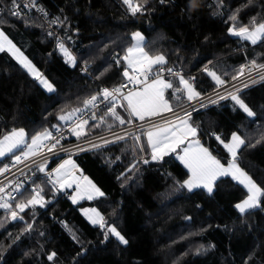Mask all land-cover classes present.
Listing matches in <instances>:
<instances>
[{
    "label": "trees",
    "instance_id": "16d2710c",
    "mask_svg": "<svg viewBox=\"0 0 264 264\" xmlns=\"http://www.w3.org/2000/svg\"><path fill=\"white\" fill-rule=\"evenodd\" d=\"M37 1L58 18L76 63L65 59L37 16L13 15L14 0H0V27L55 86L47 92L10 52H0V138L24 129L30 140L62 124L60 116L83 109L103 85H119L129 69L123 58L137 30L145 35L144 49L152 56L163 54L165 69L194 78L201 97L233 81L252 61L264 64V40L252 44L229 32L233 25L264 23V0H133L143 6L135 15L123 0ZM211 71L225 83L217 84ZM165 79L183 88L177 76ZM236 95L255 116H247L228 97L191 112V121L224 163L231 154L211 132H223L225 142L239 132L245 145L236 161L264 188V77ZM166 97L175 109L190 102L186 95L177 102L173 89ZM112 105L125 124L103 108L79 136L72 131L71 141L127 125V110L119 102ZM17 153L2 158L0 170ZM73 158L105 194L74 204L68 193L35 181L44 190V205H30L16 222L0 210V264H264V197L241 213L236 205L248 193L234 178L221 177L212 192L189 190L184 185L189 172L174 154L142 159L128 139L85 149ZM33 195L29 186L22 191L26 201ZM84 206L101 211L103 227L88 221L80 211ZM111 226L127 244L109 231Z\"/></svg>",
    "mask_w": 264,
    "mask_h": 264
},
{
    "label": "snow or ice",
    "instance_id": "6c2138e0",
    "mask_svg": "<svg viewBox=\"0 0 264 264\" xmlns=\"http://www.w3.org/2000/svg\"><path fill=\"white\" fill-rule=\"evenodd\" d=\"M147 3V0H144ZM194 2V0H193ZM123 3L128 7V10L135 15L137 12L143 10V6L136 4L133 0H123ZM13 15H19L18 12H13ZM230 19L235 20L236 17L232 16ZM255 18H253V22ZM229 32L235 36L241 37L244 40L251 41L252 44H256L257 41L264 40V23L256 25L251 30L247 26H240L237 28L235 25L229 28ZM132 37L135 40V44L127 49V55L124 56V60L128 62V66L133 68L136 72V75H129L127 70L124 71L123 75L128 78L130 83H135L137 85H142L136 91H129L126 96H123L122 99L126 101V104H121L120 107L125 108L129 111L130 115L137 117L140 120H144L146 117H152L160 115L163 112L173 111L172 105L169 100L165 99V91L168 89H173V95L177 102L180 101V97L186 94L187 100L191 101L199 97L200 93L196 92L193 88V85L189 80L184 79L182 75L173 71V69H167L169 75H175L178 77L179 84H182L184 87H175L173 83L169 80L163 78L162 73L158 70L160 67L167 64V59L163 54L152 56L147 51H145L144 36L140 32L132 33ZM61 51L64 52L65 56L68 57V60L72 63H75L74 57L71 53L68 52L66 48L61 44ZM7 50L16 58V60L33 76H36L39 79L40 84L45 87L49 92L54 91V86L44 78H41L39 72L31 64V61L24 56L23 52L16 47L11 39L4 33L3 29L0 28V52ZM119 63V61H117ZM252 67H262L264 65H256L255 61L251 62ZM156 68V71L153 69ZM207 71V69H205ZM241 74L244 69L241 68ZM149 74H151V82L149 83ZM210 75L216 81L217 84L223 85L225 83L216 73L212 72ZM193 79V78H190ZM236 79V77H233ZM247 85H245L246 87ZM121 87H126L122 85ZM121 88H115L112 90L104 89L100 94L104 100H115L116 93L120 92ZM239 91V89H237ZM179 93L180 95H175ZM224 99L225 97H220ZM229 98L235 101L236 105L247 114L249 117L255 116V113L252 109L237 95L229 94ZM97 100V96H93L91 99L86 101V105L94 104ZM203 106V105H202ZM195 111V108H193ZM79 110H74V112ZM108 114L115 117L120 124H125L126 121L115 111L114 107L108 108ZM72 114L60 116L61 120H70ZM184 119H181L179 116L176 117L178 123H173L172 121H164V126L153 124L151 130L147 131V144L151 148L152 159L153 160H162L164 156L171 153H175L177 149H181L183 155L179 156V159L184 162V164L191 170V178L184 181V185L187 186L189 190L193 188L205 186L208 192H212L213 182L218 178L226 175H231L240 185H242L247 190V197L236 205V208L244 213L248 209L255 208L259 205L260 199L264 197V188H261L247 172L239 167L236 163L237 150L240 146L245 145V140L242 139L237 133H232L229 139V142H225L220 136L213 133L215 138L219 141L221 145L231 154V162L228 163L227 167L221 163L219 159L212 155L208 148L204 147L199 139L189 140L188 144L185 145V140L191 137H197L198 128L193 127L189 124V119L191 118L190 113H185ZM94 118V117H93ZM131 121H128L130 123ZM84 124L87 121L83 122ZM74 131H76L74 129ZM81 132L76 131V135L79 136ZM137 140L140 139L139 136L135 137ZM46 139H55L52 136L50 131L45 130L44 133L37 134L31 137V144L27 145L29 152L25 153V156L34 155V146H38L43 140ZM117 139H122L118 137ZM58 143V141H57ZM26 144V133L24 129H13L11 132L3 136V139L0 140V157L5 156L7 153L13 152L14 149L19 148L21 145ZM183 146V147H182ZM251 146V145H249ZM55 147V144L53 145ZM144 145H141L143 148ZM16 160L19 161L20 157L17 156ZM147 163L148 161H144ZM65 165H71L72 168H75L76 165L73 161H65L64 164L60 165L59 168L55 169L56 179L53 181L54 184H59L61 188L72 187L73 184H76L80 177H76L70 169H67ZM6 170V169H5ZM43 169H41L42 171ZM49 176L52 173H48ZM70 182H68V178ZM87 184L90 186L91 190L88 188L83 189L79 193L80 199L87 198L93 199L94 195L103 196L104 193L100 191L87 177H83ZM65 181V183H62ZM17 188L20 185L16 186ZM4 189L0 188V192H3ZM35 191V190H34ZM8 196L11 197V193H8ZM77 197H73V202H76ZM5 198L0 196V201H4ZM44 198L40 196L39 191H35L33 195L26 202L17 203L16 207L23 211L25 208L30 205L43 204ZM0 208L11 209L12 205L3 202L0 203ZM95 211V210H93ZM87 214V213H86ZM98 219H89L92 220L93 224L99 223L103 227V217L99 213H96ZM11 217L13 220L18 218V213L15 211L11 212ZM109 231L114 234L121 243L127 244L128 241L121 235L120 232L116 230L115 227H111ZM75 239V236L73 237ZM55 256V253L49 256L51 260Z\"/></svg>",
    "mask_w": 264,
    "mask_h": 264
},
{
    "label": "built area",
    "instance_id": "2783aa9c",
    "mask_svg": "<svg viewBox=\"0 0 264 264\" xmlns=\"http://www.w3.org/2000/svg\"><path fill=\"white\" fill-rule=\"evenodd\" d=\"M13 11L18 12L19 14L29 13L37 16L47 26L49 34L56 39L59 46L62 44L70 48L62 34L61 25L59 24L58 18L53 16L37 0H14ZM248 67L249 69H247ZM253 68L255 67H252L251 64H248L244 67L245 70L243 71V74H241L238 78L201 98L195 99L183 105L177 109L175 114L194 112L193 108H195V111H197L202 105L209 103L218 104L222 100L220 97L226 98L232 92H236L237 89L240 90L245 88V85L249 86V82L252 77H248V73L252 71L254 72ZM256 69L262 70L259 67H256ZM156 70V68L153 69V71ZM158 70L162 73L163 78L169 76L167 69L164 67H160ZM83 71L88 73V65L83 66ZM127 71L129 72L130 76L136 75V72L133 68L128 69ZM173 71L179 73L180 75L184 74L180 69ZM257 74V76L263 75L262 77H264V70L258 72ZM151 78L152 76L149 74V81ZM122 85H126V87H121ZM140 86L142 85L130 83L127 77H125L117 86L110 87L103 85L100 89V92L94 95L97 96V100L94 104L86 105L83 109L74 114L70 120H65L62 124L56 125L54 128L50 129V132L52 136L55 137V139H46L35 155L27 157L22 156L20 157L19 161L14 159L12 162L2 168L0 170V188H3L4 191L0 192V196H3L5 200L0 201V203L7 202L12 205V208H0V210L5 211L12 221H20L26 208L23 211H20V209L16 207V204L26 202V200L22 198V191L26 186H29L34 195L35 191H39L40 196H44V190L40 187V184H36L35 182L42 179L44 183L53 187L55 192H65V187L61 188L59 184L53 183V181L56 179L54 167L51 166L53 161L59 162L65 157L75 155L85 149L118 140V137L130 140L133 144L136 155L139 158L148 159L150 154L146 148L145 130L151 124L159 121L161 119L160 117H154L145 120H138L132 117L130 123L120 128H115L94 136L71 141L73 138L71 135L72 131H74L76 128L83 127L85 125L83 123L84 121H87L88 123L99 110L113 107L112 104L117 102L126 104V101H124L122 97L133 88ZM115 88H121V91L115 94V100H104L100 95L104 89L112 90ZM92 97L93 96H89L87 101ZM213 133L220 136V138L223 136V132H211L212 135ZM136 136H139L140 139L137 140L135 138ZM54 144L55 147H53ZM141 145H144V147L141 148ZM41 169L43 170L41 171ZM48 173H52V175L49 176ZM62 183L64 182L62 181ZM17 185H20V187L17 188ZM8 193H11V197L8 196ZM12 211L18 213V218L15 220H13L11 217Z\"/></svg>",
    "mask_w": 264,
    "mask_h": 264
},
{
    "label": "crops",
    "instance_id": "0c3cea01",
    "mask_svg": "<svg viewBox=\"0 0 264 264\" xmlns=\"http://www.w3.org/2000/svg\"><path fill=\"white\" fill-rule=\"evenodd\" d=\"M130 68V67H129ZM213 71H211V73H212ZM215 73V72H214ZM217 75V74H216ZM218 76V75H217ZM184 77V76H183ZM165 79V78H164ZM184 79H186V80H189V82L193 85V83H192V81L190 80V79H188V78H186V77H184ZM166 80H168V79H166ZM170 81V80H169ZM151 82V80L149 81V83ZM181 86L182 87H184L182 84H181ZM142 86H140V87H136V88H133L132 90H130V91H136V90H138L139 88H141ZM193 88H194V90L196 91V92H198L196 89H195V87L193 86ZM167 91V90H166ZM166 91H165V99H167V97H166ZM237 93V92H236ZM236 93H233V94H231V95H236ZM128 94V92L124 95V96H126ZM186 95V94H185ZM199 97H201V95H199ZM199 97H197V98H199ZM196 98V99H197ZM168 100V99H167ZM192 101V100H191ZM190 101V102H191ZM120 104H124V103H122V102H119ZM127 103V102H126ZM172 109H173V111H171V112H163L162 114H160V115H156V116H152V117H146L145 119H151V118H154V117H160L161 119L159 120V121H157V122H155V123H153V124H156V125H160L161 127H163L164 126V121H172L173 123H178V121H177V119H176V117L177 116H179L181 119H184V118H186L185 117V113H180V114H175L176 113V109L175 108H173V106H172ZM128 112V118H130V120L129 121H131L132 120V117L133 116H131L130 115V113H129V111H127ZM188 113H190L191 114V112H188ZM133 118H135V119H138V120H140L139 118H137V117H133ZM144 119V120H145ZM189 124H191L193 127H195V125L193 124V122L191 121V118L189 119ZM153 124H151L150 126H148L147 128H146V130H145V133L147 132V131H149V130H151V126L153 125ZM17 130H19V129H17ZM76 131H79V132H82V130H83V128L81 127V128H76L75 129ZM47 131H50V130H47ZM76 131H74V134L76 135ZM45 131H43V132H40V133H44ZM25 133H26V131H25ZM39 133V134H40ZM234 133H237L241 138H242V136L239 134V132H234ZM3 139V137L2 138H0V140H2ZM194 139H199V141H200V143L204 146V147H206V148H208L209 149V151L212 153V155L213 156H215L217 159H219L212 151H211V149L204 143V141H203V138L202 137H200L198 134H197V137H191V136H189L186 140H185V145L184 146H186L187 144H188V141L189 140H194ZM243 139V138H242ZM45 140H43L38 146H34V151H35V154L38 152V150L41 148V145H42V143L44 142ZM145 141H146V148H147V151H148V153L150 154V158L152 159V152H151V148H150V146H148V144H147V137H146V134H145ZM227 142H229V141H227ZM226 142V143H227ZM31 144V139L29 140L28 138H27V134H26V144L25 145H21L19 148H17V149H14L13 150V152H11V153H15V152H18L16 155H15V157H14V159H16V157L17 156H19V157H22V156H25V153H27V152H29V148L27 147V145H30ZM183 147V146H182ZM241 147V146H240ZM240 149V148H239ZM238 149V150H239ZM18 150H20V151H18ZM238 150H237V152H238ZM11 153H7L5 156H7V155H9V154H11ZM34 154V155H35ZM171 154H174V156H175V158L187 169V171L189 172V177L187 178V180H189L190 178H191V170L184 164V162L182 161V160H180L179 159V156H181V155H183V152L181 151V149H177V151L175 152V153H171ZM5 156H3V157H0V160L2 159V158H4ZM28 156H33V155H28ZM68 157V156H67ZM67 157H65V158H67ZM70 157H73V156H70ZM64 158V159H65ZM64 159H62L59 163H57L56 165H55V167H57L58 165H60L63 161H64ZM74 159V158H73ZM220 160V159H219ZM221 161V160H220ZM76 162V161H75ZM231 162V160L228 162V163H230ZM221 163L222 164H224L226 167H227V165H228V163H224V162H222L221 161ZM236 163L238 164V162L236 161ZM239 165V164H238ZM54 167V168H55ZM79 167V166H78ZM239 167L242 169V167L239 165ZM226 176H230V177H232L231 175H226ZM226 176H222V177H226ZM83 177H87V179L89 180V181H91L92 182V184H94L97 188H99L100 189V191L101 192H103L104 193V191H103V189H101L95 182H94V180L90 177V176H88V175H84V174H82V178H81V180L79 181V182H77L78 184H77V187L73 190V187H65V190H66V192L68 193V196H69V198L71 199V201L73 202V197H77V199H76V202L74 203V204H80L81 202H83V200H86L87 198L85 197V198H83V199H80V198H78L79 197V193H80V191H82L83 189H85V188H88L89 190H91V188H90V186L87 184V181H85L84 179H83ZM221 177H218L214 182H213V185H212V190L214 189V185H215V183H216V181L218 180V179H220ZM233 178V177H232ZM65 183V182H64ZM195 189H205L206 191H208L207 190V188L205 187V186H200V187H196V188H193L192 190H195ZM105 194V193H104ZM94 195V198H97V197H100L99 195H95V194H93ZM93 198V199H94ZM242 202V201H241ZM240 202V203H241ZM93 210H95V211H93ZM249 210V209H248ZM80 211H81V213L88 219V221L91 223V224H93L92 223V220L91 219H89V217H91L92 219H98V217L96 216V213H99L100 214V216H102L103 217V215H102V213H101V211L97 208V207H94V206H84V207H80ZM247 211V210H246ZM87 213V214H86ZM93 225H100L99 223H97V224H93ZM111 227H113V226H111ZM117 230V229H116ZM118 232H119V230H117ZM122 235V234H121ZM125 238V237H124ZM126 239V238H125Z\"/></svg>",
    "mask_w": 264,
    "mask_h": 264
},
{
    "label": "rangeland",
    "instance_id": "374dc122",
    "mask_svg": "<svg viewBox=\"0 0 264 264\" xmlns=\"http://www.w3.org/2000/svg\"><path fill=\"white\" fill-rule=\"evenodd\" d=\"M135 3V2H134ZM254 27V26H253ZM253 27H249V29L251 30ZM1 28V27H0ZM4 31V30H3ZM136 32H140L143 36H144V38H145V35L140 31V30H137ZM4 33H5V31H4ZM6 34V33H5ZM7 35V34H6ZM8 36V35H7ZM8 38L9 39H11L9 36H8ZM243 39V38H242ZM12 40V39H11ZM244 40V39H243ZM145 41V40H144ZM246 41H248V40H246ZM12 42L16 45V47L17 48H19L22 52H23V54H24V56L25 57H27V59L29 60V61H31V64L35 67V69L39 72V74H40V76H41V78H44V79H47L52 85H53V83L48 79V77L47 76H45L42 72H41V70L35 65V63L32 61V59L12 40ZM248 42H250L251 43V41H248ZM257 42H259V41H257ZM135 44V40L133 41V44H132V46ZM64 46V45H63ZM131 46V47H132ZM143 47H144V44H143ZM64 48H66L67 50H68V52L69 53H71V55H72V57H74V59H75V63H76V56H75V54L72 52V50L70 49V48H68L67 46H64ZM60 51H61V49H60ZM146 51V50H145ZM61 53L64 55V57H65V59L70 63V64H75V63H72V62H70L69 60H68V57L67 56H65V54H64V52L63 51H61ZM128 53H126L125 55H127ZM124 55V56H125ZM127 62V61H126ZM256 65H258V64H256ZM264 65V64H263ZM127 66H128V62H127ZM259 66V65H258ZM129 67V66H128ZM260 69H262V70H264V68H262V67H259ZM245 70V69H244ZM253 70H254V72L252 71V72H250V73H248V77H252V79L250 80V84H252V83H255V82H257L262 76L261 75H259V76H257L258 74V72H260V71H262V70H258V69H256V67L255 68H253ZM31 74V73H30ZM243 74V73H242ZM32 75V74H31ZM33 76V75H32ZM33 77H35V78H37L36 76H33ZM38 79V78H37ZM38 81H39V79H38ZM40 83V82H39ZM54 86V85H53ZM43 87V86H42ZM47 92H49L45 87H43ZM54 89H55V86H54ZM52 92V91H51ZM69 160H71V161H73L74 162V164L76 165V167L75 168H72V166L71 165H65V167L67 168V169H70L71 170V172L76 176V177H80V179L77 181V182H79L80 180H81V178H82V174H83V172H82V170L80 169V167H78V165H77V163L75 162V160L73 159V157H70V156H68L67 158H65L64 159V161L60 164V165H62V164H64L65 163V161H69ZM60 165H58L57 167H55L54 168V170L55 169H57V168H59L60 167ZM55 172V171H54ZM56 174V173H55ZM70 177L68 178V182H70ZM63 182H65V181H63ZM77 184L78 183H76V184H73L72 185V187H73V190L77 187ZM75 187V188H74ZM43 197V196H42ZM44 198V203L43 204H40V205H44L45 203H46V198L45 197H43Z\"/></svg>",
    "mask_w": 264,
    "mask_h": 264
},
{
    "label": "bare ground",
    "instance_id": "6f19581e",
    "mask_svg": "<svg viewBox=\"0 0 264 264\" xmlns=\"http://www.w3.org/2000/svg\"><path fill=\"white\" fill-rule=\"evenodd\" d=\"M247 69H249V67Z\"/></svg>",
    "mask_w": 264,
    "mask_h": 264
}]
</instances>
